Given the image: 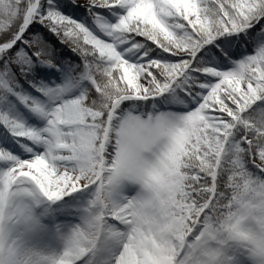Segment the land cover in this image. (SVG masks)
<instances>
[{
  "label": "snow or ice",
  "instance_id": "6c2138e0",
  "mask_svg": "<svg viewBox=\"0 0 264 264\" xmlns=\"http://www.w3.org/2000/svg\"><path fill=\"white\" fill-rule=\"evenodd\" d=\"M0 264H264V0H0Z\"/></svg>",
  "mask_w": 264,
  "mask_h": 264
}]
</instances>
